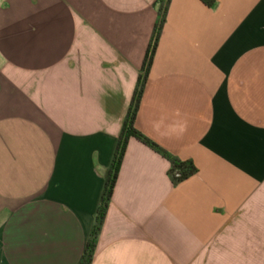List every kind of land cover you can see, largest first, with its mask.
Returning <instances> with one entry per match:
<instances>
[{
  "label": "crops",
  "instance_id": "1",
  "mask_svg": "<svg viewBox=\"0 0 264 264\" xmlns=\"http://www.w3.org/2000/svg\"><path fill=\"white\" fill-rule=\"evenodd\" d=\"M165 0H0V264H79ZM92 264H264V0H170Z\"/></svg>",
  "mask_w": 264,
  "mask_h": 264
},
{
  "label": "trees",
  "instance_id": "2",
  "mask_svg": "<svg viewBox=\"0 0 264 264\" xmlns=\"http://www.w3.org/2000/svg\"><path fill=\"white\" fill-rule=\"evenodd\" d=\"M169 3L170 0H165L164 2H160L159 4L158 23L155 25L150 46L148 48V51L146 52L141 74L136 81V86L132 95L131 103L122 123L115 153L104 178V185L95 211L93 224L84 245L79 264H92L93 262L98 239L105 222L114 185L117 180L118 171L125 154L126 146L130 139H134L135 141L139 142L168 162L169 169L167 171V176L174 187L178 186L197 173V170L191 161L179 160L178 158L174 157L173 155L162 149L160 146L152 142L146 136L138 132L134 127V122L146 85L148 72L152 64L153 55L156 50L157 43L160 39L163 25L165 23V17ZM202 3L208 8H213L216 0H202Z\"/></svg>",
  "mask_w": 264,
  "mask_h": 264
}]
</instances>
